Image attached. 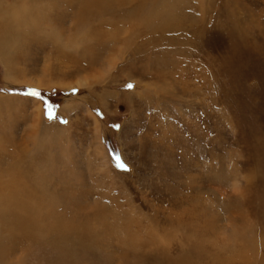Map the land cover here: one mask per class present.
I'll list each match as a JSON object with an SVG mask.
<instances>
[{
  "label": "rangeland",
  "instance_id": "374dc122",
  "mask_svg": "<svg viewBox=\"0 0 264 264\" xmlns=\"http://www.w3.org/2000/svg\"><path fill=\"white\" fill-rule=\"evenodd\" d=\"M0 5V264H264V0Z\"/></svg>",
  "mask_w": 264,
  "mask_h": 264
},
{
  "label": "bare ground",
  "instance_id": "6f19581e",
  "mask_svg": "<svg viewBox=\"0 0 264 264\" xmlns=\"http://www.w3.org/2000/svg\"><path fill=\"white\" fill-rule=\"evenodd\" d=\"M13 13H12V11L6 12L0 5V60H4L5 63L7 64L8 74L11 73V66L10 65L14 59L12 55L15 52L16 46L19 44L21 39H23V37L21 35H24V31H28V27H25L24 25H22V22H23L24 18L26 19V17H27V20L29 19V17H28L29 15L27 13H25V17H23V15H20L18 13H17V16L14 17ZM8 63H9V65H8ZM16 187L18 188L19 186L16 185ZM11 188H12V186H11ZM9 197H12V196H9ZM8 198H6V199H8ZM3 201H4V199H3ZM4 204H8V202H5ZM2 208H4L3 205H2ZM1 211H3V209ZM5 212H7V210ZM2 214H4V213H2ZM1 218H2V216H1ZM3 218H4V216H3Z\"/></svg>",
  "mask_w": 264,
  "mask_h": 264
},
{
  "label": "snow or ice",
  "instance_id": "6c2138e0",
  "mask_svg": "<svg viewBox=\"0 0 264 264\" xmlns=\"http://www.w3.org/2000/svg\"><path fill=\"white\" fill-rule=\"evenodd\" d=\"M129 87L131 88L132 86L129 85ZM30 95L33 96V97H37V98H40L41 97V93H39L38 91H35V90H32L30 92Z\"/></svg>",
  "mask_w": 264,
  "mask_h": 264
}]
</instances>
